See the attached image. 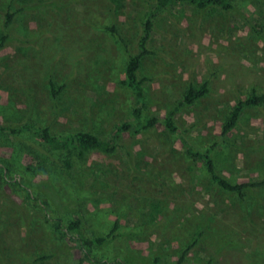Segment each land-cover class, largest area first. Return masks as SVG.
I'll list each match as a JSON object with an SVG mask.
<instances>
[{"label":"rangeland","instance_id":"rangeland-1","mask_svg":"<svg viewBox=\"0 0 264 264\" xmlns=\"http://www.w3.org/2000/svg\"><path fill=\"white\" fill-rule=\"evenodd\" d=\"M157 3L0 0V39L8 35L0 127L113 137L122 123L158 118L115 138L114 153L88 150L71 169L35 136H0V264H264V186L243 198L221 188L184 145L214 146L216 168L232 182L264 179V104L223 133L241 99L264 93V0H235L230 10L182 1L162 11L138 72L147 103L139 119L140 102L123 83L129 54L113 28L138 54ZM206 83L205 96L180 106ZM171 115L176 132L166 126ZM78 218L85 238L110 235L91 249L94 261L56 234L58 221Z\"/></svg>","mask_w":264,"mask_h":264},{"label":"trees","instance_id":"trees-1","mask_svg":"<svg viewBox=\"0 0 264 264\" xmlns=\"http://www.w3.org/2000/svg\"><path fill=\"white\" fill-rule=\"evenodd\" d=\"M14 1V0H13ZM182 1H192L202 9L211 7H221L224 10H230L235 8V0H158L156 7L151 11L147 21L144 23V30L140 36L139 46L140 52L138 54H131L128 48L126 39L121 35L119 30L113 28L121 41L123 42L127 53L129 54V61L127 64L126 78L123 83L130 87L140 105L135 109L134 113L137 118L140 119L142 111L146 108V96L144 90V79H140L138 72L142 65L143 57L147 54L152 53L148 47V43L152 36L154 28V19L165 9L173 4H178ZM14 18V13L8 12L5 25L9 26ZM8 41V35H3L0 39V50L4 48ZM209 92L208 84H204L201 87L191 86L184 98L180 102V106L192 105L199 98L205 96ZM264 104V93H259L256 88L253 89L252 93L243 99H241L234 107L228 121L224 124L223 133L232 131L239 123L241 116L246 108L252 106H260ZM158 123V118L152 117L146 121H138L136 123L125 122L120 124L113 137H106L98 133L91 131L79 130L75 132L59 133L56 134L48 126L39 125L36 123H27L19 127L13 126H1L0 136H15L20 134H30L39 139L45 144L49 150L56 152L64 157L66 166L71 169L73 167V160L76 157L82 158L88 150H99L104 153H114L118 149L116 139L122 134L131 132L133 134H140L143 131H147ZM166 126L172 132L178 131L177 126L174 123L173 115L169 116L166 120ZM187 153L195 160H201L204 162L207 171L211 175L213 181H215L221 188L237 193L241 198L245 197L247 189L259 188L264 186V179L255 181H243V182H232L225 176L221 175L217 168L216 162L212 155L214 146H211L205 150L194 149L187 141H184ZM83 221L81 219H75L70 222L66 227H61L58 221L55 225L56 234L65 239L70 245L77 246L81 249L84 259L89 262L94 261L91 257V249L94 246H102L110 240V235H100L93 238H85L81 232ZM204 231H201L195 238L193 247L197 244L200 238L204 235ZM183 258L178 262L181 264ZM93 263V262H92ZM157 264L160 263L157 259Z\"/></svg>","mask_w":264,"mask_h":264}]
</instances>
